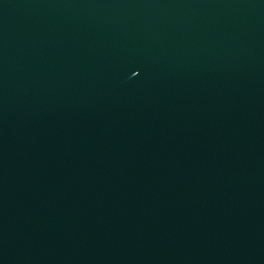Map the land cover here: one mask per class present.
Wrapping results in <instances>:
<instances>
[{"label":"water","instance_id":"obj_1","mask_svg":"<svg viewBox=\"0 0 264 264\" xmlns=\"http://www.w3.org/2000/svg\"><path fill=\"white\" fill-rule=\"evenodd\" d=\"M0 264H264V0H0Z\"/></svg>","mask_w":264,"mask_h":264}]
</instances>
